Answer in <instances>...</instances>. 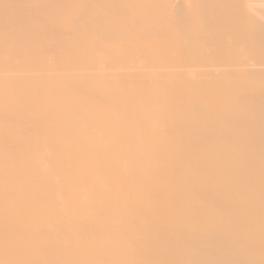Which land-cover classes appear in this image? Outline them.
<instances>
[{
	"label": "bare ground",
	"instance_id": "6f19581e",
	"mask_svg": "<svg viewBox=\"0 0 264 264\" xmlns=\"http://www.w3.org/2000/svg\"><path fill=\"white\" fill-rule=\"evenodd\" d=\"M0 264H264V0H0Z\"/></svg>",
	"mask_w": 264,
	"mask_h": 264
}]
</instances>
